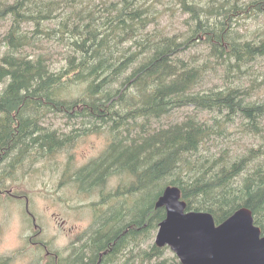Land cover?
Wrapping results in <instances>:
<instances>
[{"label":"trees","instance_id":"16d2710c","mask_svg":"<svg viewBox=\"0 0 264 264\" xmlns=\"http://www.w3.org/2000/svg\"><path fill=\"white\" fill-rule=\"evenodd\" d=\"M169 1L158 8L156 0H0V21L9 23L0 40V168L12 163L8 176L15 177L17 166L32 170L81 136L106 132L109 139L100 157L75 171L68 162L60 179L101 195L85 204L92 219L79 245L87 251L94 244V255L84 264H181L165 255L167 246L139 248L165 216L154 204L167 185L180 188L186 210L207 211L216 223L249 209L264 235V141L243 152H210L205 142L237 119L245 134L264 140V99L253 100L259 86L250 76L264 59V0ZM168 11L185 15L179 31L160 26ZM48 42L62 48L58 63ZM219 66L223 84L204 87ZM186 106L212 116L172 119ZM49 114L64 116L67 131L50 129ZM164 117L169 122L159 123ZM106 171L107 182L124 177L104 193L102 182L88 180ZM4 181L0 194L30 199ZM136 193L146 200L133 213L136 199L124 198ZM28 204L25 212L32 211ZM97 228L101 237L92 243ZM42 233L38 224L27 234L28 246L43 247L31 264H66ZM21 253L0 256V264Z\"/></svg>","mask_w":264,"mask_h":264},{"label":"rangeland","instance_id":"374dc122","mask_svg":"<svg viewBox=\"0 0 264 264\" xmlns=\"http://www.w3.org/2000/svg\"><path fill=\"white\" fill-rule=\"evenodd\" d=\"M158 8H164L169 5V0H156ZM174 10L176 7H173ZM171 11L163 14L160 17V26L165 27L166 30L171 32L179 31L182 29V22L185 15L178 11L170 15ZM259 23L262 25L264 19H260ZM8 21H0V40L3 34L8 28ZM159 27V28H161ZM1 43V42H0ZM48 48V51L53 57V61L58 63L63 57L62 48L50 45L49 42L44 46ZM28 50V47H27ZM45 51V49L35 50V53ZM196 51L200 52L198 48ZM222 68L219 66L217 72L210 74L206 78L204 87L211 85L223 84V72L219 70ZM219 70V71H218ZM250 76L253 78L255 87H258L253 91L252 98L264 99V59L260 60L256 67L250 70ZM260 84V85H259ZM197 113L200 118H209L212 116L208 111H196L193 107H183L173 113L172 119L179 120L185 118L188 114ZM170 116V115H169ZM169 117L158 119L159 123L166 124L169 122ZM66 118L62 115H52L46 117L45 124L53 126V128H59L60 130L67 131L68 126L65 124ZM211 122V121H210ZM264 123V119H263ZM262 124V123H261ZM154 126V125H153ZM240 120L237 119L236 123L230 125L226 134L219 135L213 139L207 140L209 150L220 151L226 148L229 151L243 152L247 148L257 146L263 143L264 140L260 136H254L252 134H245L241 129ZM134 133V132H132ZM264 135L262 131L259 135ZM133 134H131L132 136ZM109 144V139L106 132L91 133L81 136L72 147H69L67 151H62L57 155L49 159H41L37 161L32 170L28 169L27 164L18 167L19 170L15 173V177H9L6 175L8 170L14 166L12 163H2L0 168V175L4 176V185L9 190H20L21 192L28 191L30 199L29 208L31 212H25V202L23 197L10 196L7 194H0V256H9L15 250H21L23 253L15 254L11 259V264H31V260L39 257L40 252L31 246L26 244L27 234H35L38 230V223L43 229V242H50L54 248H59L62 253H68L70 249L76 248L77 234L85 229L92 219L91 209L85 206V204L91 200L98 201L101 197L100 192L97 189H93L87 193L88 189L80 190L78 185L75 187L70 183L66 185H60V179L62 172L66 164L71 162V170L75 171L80 167L87 165L91 160L98 158L102 155L103 150ZM231 148V149H230ZM6 162V161H5ZM25 170L23 172L21 170ZM107 177V171L105 172ZM91 178L88 182H95L104 179ZM124 175L115 174L108 179V186L104 189V193H107V188L110 189L112 184L117 185L121 181ZM19 181V182H18ZM104 184H106L104 182ZM85 191V192H84ZM149 198L156 195V188L151 190ZM21 195V194H20ZM18 195V196H20ZM135 204L132 205L133 213L141 207L146 200L140 196L135 198ZM135 199H131L135 200ZM127 200H130L127 197ZM138 202V203H137ZM70 206H73L69 208ZM84 206V207H83ZM75 209V210H74ZM33 230H36L33 232ZM155 231L151 237L146 238L139 244V248L149 249L150 245L155 240ZM74 246V247H72ZM133 246V244L131 245ZM43 250V247H42ZM167 256H173V251L168 247L166 252ZM65 255V254H64Z\"/></svg>","mask_w":264,"mask_h":264},{"label":"water","instance_id":"95a60500","mask_svg":"<svg viewBox=\"0 0 264 264\" xmlns=\"http://www.w3.org/2000/svg\"><path fill=\"white\" fill-rule=\"evenodd\" d=\"M161 193L155 205L166 214L154 242L168 245L181 264H264V236L249 209L240 208L216 225L209 212L185 210L178 186Z\"/></svg>","mask_w":264,"mask_h":264},{"label":"flooded vegetation","instance_id":"af4514ba","mask_svg":"<svg viewBox=\"0 0 264 264\" xmlns=\"http://www.w3.org/2000/svg\"><path fill=\"white\" fill-rule=\"evenodd\" d=\"M9 173V172H8ZM94 177V176H93ZM92 178V177H91ZM104 179H102V184H100L101 186L104 184V182H107V177H103ZM90 180V179H89ZM88 180V181H89ZM101 183V182H100ZM96 184V183H95ZM105 186V187H104ZM107 187V183L103 185V188ZM107 215V214H106ZM91 220V219H90ZM105 225H107V220L104 223ZM79 234V233H78ZM77 234V236H78ZM93 234L95 235V239L93 242H97L100 240V235L96 234L93 232ZM76 236V237H77ZM79 236L77 237V243L75 244L77 247L74 249H70L68 251V253H62L63 257H64V262L66 264H84L89 258H91L94 255V250L92 251V248L94 245H90L89 250L87 251H83L81 249V245H79ZM48 251H45V254H48ZM65 254V255H64ZM90 262V261H89ZM93 264V263H92Z\"/></svg>","mask_w":264,"mask_h":264},{"label":"bare ground","instance_id":"6f19581e","mask_svg":"<svg viewBox=\"0 0 264 264\" xmlns=\"http://www.w3.org/2000/svg\"><path fill=\"white\" fill-rule=\"evenodd\" d=\"M26 30V29H25ZM151 30V29H150ZM45 44V43H44ZM56 46V45H55ZM38 49V48H37ZM41 52V51H40ZM43 52V51H42ZM46 52V51H45ZM80 92V91H79ZM70 93V92H69ZM75 94H76V92H74ZM78 93V92H77ZM254 100V99H253ZM83 102V101H82ZM50 115V114H49ZM48 115V116H49ZM198 115V114H197ZM47 117V116H46ZM46 117H45V119H46ZM197 119H199V118H197ZM49 126V125H48ZM50 127V129H56V128H53V126H49ZM73 129V128H72ZM71 134V133H70ZM86 134V133H85ZM75 138V137H74ZM201 146V145H200ZM231 149V148H230ZM100 156V155H99ZM17 167H19V166H17ZM14 169H15V167H14ZM10 173H12V172H9V173H7L6 175H8V174H10ZM92 174V173H91ZM13 176V175H12ZM0 177H2V176H0ZM4 180V179H3ZM5 182V181H4ZM6 185V184H5ZM104 185V184H103ZM103 185H102V187H103ZM105 187V186H104ZM137 188V187H136ZM138 191H140V190H138ZM130 193V192H129ZM131 194V193H130ZM133 194H134V192H133ZM135 195V194H134ZM130 196V195H129ZM139 196H140V194H139ZM17 197H23V199H24V201L26 200L27 201V203H29L28 202V200L24 197V196H22V195H20V196H17ZM135 198H138V195H137V193H136V197L135 196H133V195H131L130 197H129V201H131V199H135ZM124 199H126L127 200V197H125ZM158 200V199H157ZM128 201V200H127ZM138 203V202H137ZM123 204V203H122ZM127 204V203H126ZM156 204V203H155ZM154 204V205H155ZM125 205V204H124ZM123 205V206H124ZM129 205V204H128ZM127 205V206H128ZM103 206V205H102ZM120 206V205H119ZM126 206V205H125ZM123 207V208H126V207ZM84 207V206H83ZM96 207V206H95ZM97 207H99V205H97ZM101 207V206H100ZM117 207V206H116ZM155 207H156V205H155ZM160 207H163V206H160ZM118 208V207H117ZM96 209H99L100 210V208H96ZM102 209V208H101ZM106 210V209H105ZM104 210V211H105ZM89 226H87L86 228H88ZM85 228V229H86ZM99 228V227H98ZM95 229V230H93V232L94 233H96V234H99L100 232H98L99 231V229ZM158 228H159V225H158ZM85 229H83L82 231H84ZM104 229H107V225H105V228ZM157 229V228H156ZM158 230V229H157ZM82 231L81 232H78L79 234H78V236L82 233ZM107 232V231H106ZM156 233H157V231H156ZM156 233H155V236H156ZM107 234V233H106ZM100 235V234H99ZM77 236V237H78ZM76 237V238H77ZM102 239V238H101ZM90 242H92V243H94L93 241H91L90 240ZM154 242V241H153ZM96 243V242H95ZM155 244H156V242H154ZM92 245H94V244H92ZM165 246H167V247H169L168 245H165ZM72 247H74V246H72ZM159 247H164V246H159ZM75 248V247H74ZM170 248V247H169ZM130 254V253H129ZM124 259V258H123ZM178 261H180V260H178ZM181 262V261H180Z\"/></svg>","mask_w":264,"mask_h":264}]
</instances>
